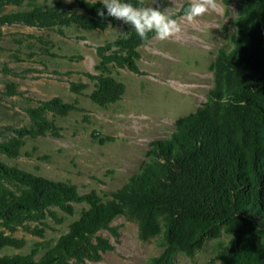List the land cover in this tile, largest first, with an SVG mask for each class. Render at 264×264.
Listing matches in <instances>:
<instances>
[{
	"label": "trees",
	"instance_id": "trees-1",
	"mask_svg": "<svg viewBox=\"0 0 264 264\" xmlns=\"http://www.w3.org/2000/svg\"><path fill=\"white\" fill-rule=\"evenodd\" d=\"M37 1L0 0V26L56 28L61 34V28L70 25L93 31L113 24L111 17H97L103 8L100 0H71L80 12L57 4L44 8ZM126 2L144 7L145 0ZM8 6L26 8L6 11ZM233 23L232 47L220 51L212 62L213 87L203 106L179 118L168 138L155 140L147 151L148 161L105 201L95 191L79 193L71 183L0 159V250L24 245L22 238L11 236L18 228L43 235L42 227L29 223L44 224L47 216L61 223L51 207L71 215L73 203L88 205L38 259L33 247L28 254L0 256V264L100 261L113 245L98 232L106 230L116 237L117 227L111 222L119 215L136 220L141 241L161 234L163 249L149 264H174L176 253L191 256L222 233L231 236L216 254L222 264H264V0H244ZM123 32L127 39L120 34L95 47L96 73H86L94 81L89 98L100 107L118 101L125 92V85L109 75V65L140 74L138 48L155 35L149 33L142 41L132 29ZM69 87L80 93L87 84L71 82ZM6 88L9 95L17 94L12 84ZM75 104L54 97L27 108L30 125L0 131V153L16 159L27 137H59V127L47 115L66 116L79 110Z\"/></svg>",
	"mask_w": 264,
	"mask_h": 264
},
{
	"label": "rangeland",
	"instance_id": "rangeland-1",
	"mask_svg": "<svg viewBox=\"0 0 264 264\" xmlns=\"http://www.w3.org/2000/svg\"><path fill=\"white\" fill-rule=\"evenodd\" d=\"M192 2L145 0L144 7L167 10V14L177 19L181 34L165 41L153 36L139 47L140 74L109 65V75L125 85V92L118 101L104 107L89 98L94 81L86 73H96L94 67L99 59L95 47L114 40L124 28L130 30V26L114 18L105 30L84 31L70 25L62 27L61 34L56 28L0 26V131L29 126L26 109L54 97L75 102L79 108L62 117L47 115L59 127V137L50 134L27 137L20 156L11 159L0 153V159L35 175L71 183L79 193L95 191L104 201L109 192L124 186L148 161L147 151L152 143L168 138L179 118L203 106L213 87L212 62L220 51L232 47L233 22L244 0H217V10H209L189 23L180 10ZM37 3L44 8L57 4L61 9L80 12L71 0ZM25 8L8 6L6 11ZM71 82L86 83L87 88L80 93L72 92ZM9 84L15 87L16 95L7 93ZM72 206L71 215L50 208L62 218L61 223L49 216L43 220L44 224L29 223L31 227H42V236L18 228L11 236L22 238L24 245L2 248L0 256L28 254L36 247L38 253L34 258L38 259L68 231L80 210L88 207L85 203ZM111 226L117 227L116 237L106 230L98 233L109 239L113 249L104 252L100 261L83 264H149L150 258L163 249L161 234L146 241L138 238L135 219L119 215ZM230 237L222 233L206 241L191 256L178 252L174 264H222L216 254Z\"/></svg>",
	"mask_w": 264,
	"mask_h": 264
},
{
	"label": "clouds",
	"instance_id": "clouds-1",
	"mask_svg": "<svg viewBox=\"0 0 264 264\" xmlns=\"http://www.w3.org/2000/svg\"><path fill=\"white\" fill-rule=\"evenodd\" d=\"M102 9L96 12L97 17H107L121 21L128 25L142 41L148 39L149 33H154V39L165 41L181 34V26L177 19L167 14V10L161 11L158 7H137L126 0H102ZM217 0H193L185 10L183 19L192 23L196 18L203 16L209 10H217ZM106 10V15H105ZM122 34L128 38L127 32ZM91 264V262H89Z\"/></svg>",
	"mask_w": 264,
	"mask_h": 264
}]
</instances>
